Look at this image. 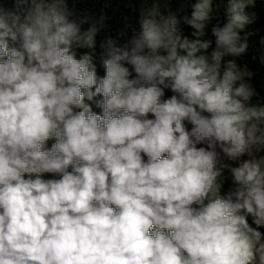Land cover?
I'll return each mask as SVG.
<instances>
[{
  "label": "clouds",
  "instance_id": "9594fccd",
  "mask_svg": "<svg viewBox=\"0 0 264 264\" xmlns=\"http://www.w3.org/2000/svg\"><path fill=\"white\" fill-rule=\"evenodd\" d=\"M78 2L0 0V264H264L255 0H151L103 76Z\"/></svg>",
  "mask_w": 264,
  "mask_h": 264
},
{
  "label": "trees",
  "instance_id": "16d2710c",
  "mask_svg": "<svg viewBox=\"0 0 264 264\" xmlns=\"http://www.w3.org/2000/svg\"><path fill=\"white\" fill-rule=\"evenodd\" d=\"M69 4H72V0H68ZM196 0H191V3H195ZM227 4V0H214V5H218V16L213 19L212 24L217 22L223 23L224 9ZM151 6V0H79L75 4V8L78 15L90 14L101 19L105 28L102 29L96 36V45L94 50L87 48L77 50L78 55L83 52L92 51L94 55V62L98 67V74L104 75V68L101 61L105 58L104 49L101 47L105 39L109 36L116 37L118 33L124 30V37L122 40H127L131 35L139 32L138 18L139 9L147 8ZM170 7L172 11H177L178 15L190 14L191 7L189 0H170ZM184 9V12H183ZM246 12L251 14L255 13L253 22L245 27L241 32L242 40H247L248 49L246 53L236 58L238 64L247 69L252 75L248 79L251 87L255 89L257 96L254 97V101L258 100L261 104H264V0H255V6L246 9ZM88 25H84L86 29ZM184 35L189 36L191 39V29L187 26H181ZM211 25L209 26V34L206 38L213 39L210 33ZM213 43V47H214ZM212 49L208 50L210 55ZM226 59H232V57H226ZM94 110L99 111V109ZM52 141L49 142V146ZM235 166V165H234ZM227 175V172L225 173ZM46 178H51L49 174H45ZM228 177H225L227 179ZM231 179L225 180L221 194L227 193L231 187ZM251 223V218H249ZM254 226V225H253ZM264 232V228L260 229Z\"/></svg>",
  "mask_w": 264,
  "mask_h": 264
}]
</instances>
